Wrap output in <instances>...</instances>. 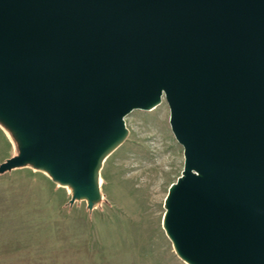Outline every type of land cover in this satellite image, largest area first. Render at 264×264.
Listing matches in <instances>:
<instances>
[{
    "label": "water",
    "instance_id": "95a60500",
    "mask_svg": "<svg viewBox=\"0 0 264 264\" xmlns=\"http://www.w3.org/2000/svg\"><path fill=\"white\" fill-rule=\"evenodd\" d=\"M164 99L183 149L162 229L187 264H264V0H0V127L93 209L124 117Z\"/></svg>",
    "mask_w": 264,
    "mask_h": 264
},
{
    "label": "rangeland",
    "instance_id": "374dc122",
    "mask_svg": "<svg viewBox=\"0 0 264 264\" xmlns=\"http://www.w3.org/2000/svg\"><path fill=\"white\" fill-rule=\"evenodd\" d=\"M166 103L124 117L128 136L103 162L102 199L93 209L84 201L69 203V191L43 172L21 167L0 173V264H187L161 225L167 188L183 166ZM13 147L0 127V162ZM156 163L158 203L141 196L138 179L123 178L130 171H120L126 164Z\"/></svg>",
    "mask_w": 264,
    "mask_h": 264
},
{
    "label": "bare ground",
    "instance_id": "6f19581e",
    "mask_svg": "<svg viewBox=\"0 0 264 264\" xmlns=\"http://www.w3.org/2000/svg\"><path fill=\"white\" fill-rule=\"evenodd\" d=\"M159 166H161L160 163H156L155 165L152 164L151 166H148V167L142 166L139 164L135 165L134 167V165L129 166L128 164H126L120 168V171L122 169L130 171L123 178L133 183L136 182V179H138L139 181L138 187L142 190V191L140 190L141 191L140 193H142L141 196H145L146 194H149L151 200L155 203L156 202L158 203V200L160 197L159 192L161 191V184L157 182L154 178H155L156 170L159 169ZM149 169L151 170L153 169L152 173H147ZM149 174H152V175H149Z\"/></svg>",
    "mask_w": 264,
    "mask_h": 264
}]
</instances>
